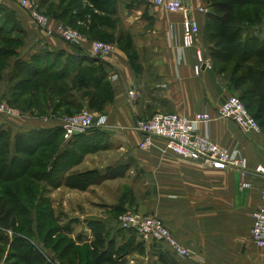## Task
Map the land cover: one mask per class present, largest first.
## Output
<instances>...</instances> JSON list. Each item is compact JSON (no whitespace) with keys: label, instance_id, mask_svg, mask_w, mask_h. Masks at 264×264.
I'll return each mask as SVG.
<instances>
[{"label":"crops","instance_id":"1","mask_svg":"<svg viewBox=\"0 0 264 264\" xmlns=\"http://www.w3.org/2000/svg\"><path fill=\"white\" fill-rule=\"evenodd\" d=\"M182 1L187 11L170 12L151 0L119 2L122 25L131 35L132 47L128 52L114 43V50L100 58L114 92V100L99 112L107 115L108 122L103 128L77 134L72 144L89 150L88 155L97 163L92 168L102 174L127 166L126 175L114 179L137 171V180L141 178L147 188L138 208L158 215L190 255L181 256L165 242L145 241L138 233L122 230L118 218L92 219L106 223L110 238L118 246L135 237L136 245L128 256H143L146 264H264V246L256 245L251 234L254 212L262 204L263 176L254 172L243 175L235 168L220 169L184 158L163 138H154L146 148L140 145L143 134L135 128L138 120L149 119L157 112L194 116L206 111L213 120L199 126L201 133L245 158L251 170L264 166V123L260 121L258 132H247L234 120L219 115L234 88L209 54L207 31L212 3ZM0 5L14 10L26 30V45L32 48L25 56L28 63L39 61L38 55L45 52L61 51L66 57L77 55L76 48L88 52L94 41L84 35L70 44L57 33L60 21L53 20L42 29L18 0H0ZM253 7L259 9V19L253 15L252 21L245 22L249 28L243 24L244 36L264 38V4ZM187 16L200 25L191 46L184 41L183 21ZM61 122L31 114L0 118V124L11 127L14 133L57 127ZM243 182L252 186L243 187Z\"/></svg>","mask_w":264,"mask_h":264},{"label":"rangeland","instance_id":"2","mask_svg":"<svg viewBox=\"0 0 264 264\" xmlns=\"http://www.w3.org/2000/svg\"><path fill=\"white\" fill-rule=\"evenodd\" d=\"M30 1L39 5L40 12L50 18V22L60 21L55 15L59 16L64 12L67 15L65 22L68 23L70 19H73L75 27L71 28L78 30L83 36L86 35L83 32L87 29L84 20L86 21L90 16L89 12H91L88 1ZM120 1L122 0H116V6L113 5L111 8L119 9L118 2ZM123 1L133 2V0ZM18 2L28 12L21 0ZM253 8L255 7L247 11L251 13ZM85 10L87 12L83 13L84 17H82L83 15L80 14ZM28 14L30 15L29 12ZM4 17V13L0 15V103H5L13 108L16 114L8 115L0 112V118L2 115L31 114L35 117L60 120L82 110H89L98 116L99 112L105 109L106 103L110 102V95L103 92L101 98L95 99L92 104L88 101L89 97L86 100L79 98L80 108L58 106L55 109L59 103L56 98L52 105L46 108V115L31 107V102L33 104L37 102L30 96V93L34 94L32 89L36 86L37 79H33L31 88L25 90L26 83L31 77L26 73L27 69L24 68V64L28 62L25 56L32 51V48H27V33L22 23L5 25ZM60 22L62 23V21ZM243 24L249 28V24ZM80 27H83L84 30H81ZM117 28L118 32L127 33L122 23H119ZM104 31L94 40L112 41L109 40L111 30L104 29ZM113 38L110 43H117L116 35ZM57 57L59 58L55 69L61 68L65 61L71 62L65 54ZM48 59L51 60V57ZM96 66L98 65L96 64ZM241 74L242 71L234 79H237ZM225 78L229 84H232L228 80L230 79L229 73L225 75ZM246 89H248V85L234 88L233 95L240 96ZM35 96L38 98L42 95ZM244 103L247 104V101ZM255 110L256 106L251 109L252 112ZM51 128H55V126ZM91 130L94 129L89 131ZM20 133L25 134L29 131ZM20 133H14L11 127L0 124V196L3 195L10 205L18 208L15 226L11 229L0 228V264H23L12 245L17 238L26 239V250L33 247L42 252L45 264H89L90 245L87 239L90 230L86 228L85 221L96 217L118 218L130 210L140 211L138 207L141 199L147 194L146 186L140 180L141 178L137 180V171H134L127 174L124 179H105L99 184L91 185L86 191L71 188L65 183V178L68 175L96 170L92 168L97 166V163H95L94 157L88 155L90 151L80 144L73 146L70 140H65L64 136L60 135L48 145L37 144L36 153L31 156L26 155L21 152L16 143L17 134ZM68 226L71 229L69 231L65 229ZM121 228L130 234H137L136 230L132 228H125L122 225ZM135 245V237L122 245L124 252L127 253L126 264H146L147 261L143 256L140 257L136 253L128 256ZM147 264H152V262L149 261Z\"/></svg>","mask_w":264,"mask_h":264},{"label":"trees","instance_id":"3","mask_svg":"<svg viewBox=\"0 0 264 264\" xmlns=\"http://www.w3.org/2000/svg\"><path fill=\"white\" fill-rule=\"evenodd\" d=\"M86 1H88L91 7V12H89L90 16L86 21L84 20L87 29L84 30L83 27H80L81 30H84V34L92 39H96V36L105 32L104 29H109L111 30L109 40L113 41V36L116 35L118 43L126 51L130 52L132 47L131 35L129 32H118V24L122 23L119 9L117 7L111 8V6L117 3L116 0ZM210 1L214 8L208 15L207 38L210 57L221 73L224 72L225 75L230 74V79L228 80L231 81L232 84L230 86L232 88L250 85L239 97L244 102L247 101L246 106L249 111L256 117L259 123L262 121L263 124L264 38L257 35L244 36L243 23L252 21L253 15L257 20L259 19V9L255 7L251 13L247 10L252 9L256 5H263L264 0ZM85 12L87 10L81 12L80 15L84 17ZM3 13L5 14V25L20 24L14 10L5 5H0V15ZM55 16L65 26L75 27L73 19H70L68 23L65 22L67 15L64 12L59 16ZM76 50L77 55L67 56L71 62L65 61L64 65L59 69H55L54 67L58 62L59 57L57 56L64 54L61 51L58 54H55V52H45L42 55H38L39 61L24 64V68L27 69L26 73L31 77L28 83H26L27 88L25 90H29L33 84V79H37L36 86L32 89L34 94L30 93V96L37 100V102L34 104L31 102L30 104L38 112L45 113L46 108L52 105L54 98L59 101L55 109L58 106L61 108H80L79 98L86 100L89 97L88 101L92 104V101L99 97L101 98L102 92L110 95V102L114 100V92L107 81V74L100 58L92 57L89 52L80 48H76ZM50 57L51 60L48 59ZM241 71L242 74L237 79H234ZM37 94L42 96L37 98L35 96ZM254 106H256V110L252 112L251 109ZM60 135L63 136L62 126L33 129L29 133L17 134L16 143L20 147L21 152L31 156L36 153L37 148L35 149V147L37 144H40V146L48 145ZM126 172L127 166L124 165L111 169L106 174H102L97 170L93 172H75L65 178V183L71 188L86 191L91 185L99 184L105 179L124 177ZM17 211V206L10 205L3 198V195L0 196L1 229H11L15 226ZM75 222H78V220H75ZM85 224L86 228L91 231V237L88 236L87 239L90 245L89 264L127 263V253L124 252L122 245L118 246L115 240L110 238L104 221L87 219ZM65 229L71 230L69 226ZM12 245L23 264H45L42 252L37 251L33 247H29L26 250L27 241L25 238H17V240L13 241Z\"/></svg>","mask_w":264,"mask_h":264},{"label":"built area","instance_id":"4","mask_svg":"<svg viewBox=\"0 0 264 264\" xmlns=\"http://www.w3.org/2000/svg\"><path fill=\"white\" fill-rule=\"evenodd\" d=\"M170 12L187 11L188 7L182 0H151ZM22 5L28 10L32 18L40 27L47 28L50 18L40 12L39 5L30 0H21ZM204 11V10H203ZM184 41L188 46L193 45L200 32V25L191 17L187 16L183 21ZM57 33L68 43L74 44L83 38V35L64 24L59 25ZM115 48L114 43L94 40L91 43L89 53L93 57L103 58ZM202 62L201 54H198ZM201 64L196 65L199 72ZM130 94L135 96L134 91ZM0 112L15 115L13 108L5 103H0ZM219 115L234 120L247 132H258L261 129L259 121L249 111L244 101L236 95L230 96L220 107ZM213 120L210 112H199L194 116L179 112H157L149 119L136 122L135 128L143 134L141 147L152 145L154 138H163L180 156L201 161L210 166L225 169H238L243 175L254 172L263 176L264 166L259 165L251 170L245 158L229 151L214 141L208 134L201 133L199 126ZM63 136L65 140H73L79 134L88 132L90 129L103 128L107 125L108 117L105 114L95 116L89 110L66 116L61 119ZM243 187H251L250 182H243ZM262 204L254 212V221L251 229L252 240L258 246H264V185L261 189ZM119 223L125 228H132L145 241H160L167 243L172 250L181 255L189 256L190 251L173 235L163 220L156 214L141 211H127L118 217Z\"/></svg>","mask_w":264,"mask_h":264}]
</instances>
